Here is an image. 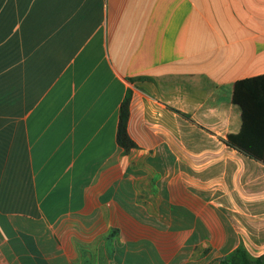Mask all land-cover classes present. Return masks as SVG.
<instances>
[{
	"label": "crops",
	"instance_id": "obj_1",
	"mask_svg": "<svg viewBox=\"0 0 264 264\" xmlns=\"http://www.w3.org/2000/svg\"><path fill=\"white\" fill-rule=\"evenodd\" d=\"M263 76L264 0H0V264L264 256Z\"/></svg>",
	"mask_w": 264,
	"mask_h": 264
},
{
	"label": "trees",
	"instance_id": "obj_2",
	"mask_svg": "<svg viewBox=\"0 0 264 264\" xmlns=\"http://www.w3.org/2000/svg\"><path fill=\"white\" fill-rule=\"evenodd\" d=\"M261 81H264V76L236 84L233 101L235 104L239 105L243 111L244 124L239 134L230 135L228 137L227 144L244 155L264 163V144L259 143H263L264 141V130L253 128L250 125V121H248L249 108L253 101L249 98L247 86L248 84ZM130 102L131 96L128 95L121 107L120 124L117 135L119 145L128 153L136 148V144L131 140L127 132L130 116ZM220 264H264V256L255 258L250 255L244 246H240L233 254L222 260Z\"/></svg>",
	"mask_w": 264,
	"mask_h": 264
},
{
	"label": "rangeland",
	"instance_id": "obj_3",
	"mask_svg": "<svg viewBox=\"0 0 264 264\" xmlns=\"http://www.w3.org/2000/svg\"><path fill=\"white\" fill-rule=\"evenodd\" d=\"M132 153H134L132 158L135 159L136 158V152L133 151ZM129 159H131V158L129 157ZM110 183H113V181H111ZM120 215L121 214L116 213V212L113 213V219L114 220H118ZM117 216H118V218H117ZM122 216L125 217L127 215L126 214H122ZM128 217H130L129 214H128ZM121 221H122L121 225H120L119 229H117V236L121 234L127 240H129V239H132L133 237H141L140 234H143V235H150L151 234L150 230H146V229L142 230V229H140L137 226V223H136V221L134 219H131V218H128V219L124 218L123 219L122 218ZM120 228H122V229H120Z\"/></svg>",
	"mask_w": 264,
	"mask_h": 264
}]
</instances>
